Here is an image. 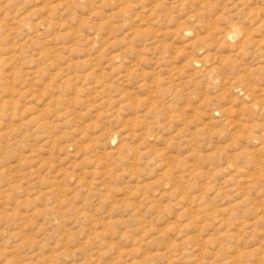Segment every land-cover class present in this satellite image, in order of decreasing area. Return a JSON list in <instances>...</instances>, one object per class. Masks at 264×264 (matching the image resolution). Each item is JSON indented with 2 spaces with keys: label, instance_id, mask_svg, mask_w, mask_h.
Here are the masks:
<instances>
[{
  "label": "rangeland",
  "instance_id": "374dc122",
  "mask_svg": "<svg viewBox=\"0 0 264 264\" xmlns=\"http://www.w3.org/2000/svg\"><path fill=\"white\" fill-rule=\"evenodd\" d=\"M0 264H264V0H0Z\"/></svg>",
  "mask_w": 264,
  "mask_h": 264
}]
</instances>
